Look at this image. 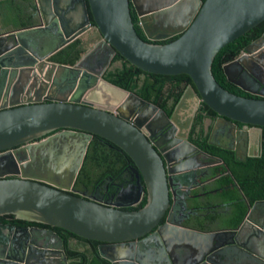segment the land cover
<instances>
[{"label":"water","instance_id":"obj_1","mask_svg":"<svg viewBox=\"0 0 264 264\" xmlns=\"http://www.w3.org/2000/svg\"><path fill=\"white\" fill-rule=\"evenodd\" d=\"M33 3L32 24L0 29V217L45 226L0 223V264H68L54 227L99 241V255L112 264H264V200L246 201V213L236 227H222L219 220L203 221L207 229L190 226L189 218L178 215L190 198L185 199V190L195 165H188L180 147L194 146L182 140L158 153L131 117L139 110L136 106H103L86 96L104 86L125 93L124 103L133 97L165 116L105 80L108 61L96 69L105 51L108 58L118 53L147 73L186 74L221 120L235 128V122L244 125L237 131L241 138L260 134L264 97L231 93L215 80L211 68L224 46L264 20V0ZM131 6L148 40L179 36L168 43L144 41L134 28ZM159 24L158 32L151 33ZM74 40L84 48L75 63L51 60ZM222 70L227 81L247 93H254L253 84L264 90L258 75L264 73V32ZM93 135L114 143L134 163L136 196L142 192L141 181L146 191L140 209L122 210L117 202L107 206L72 193ZM11 175L16 177H7ZM168 211L175 216L162 223ZM246 225L250 233H245Z\"/></svg>","mask_w":264,"mask_h":264},{"label":"flooded vegetation","instance_id":"obj_2","mask_svg":"<svg viewBox=\"0 0 264 264\" xmlns=\"http://www.w3.org/2000/svg\"><path fill=\"white\" fill-rule=\"evenodd\" d=\"M138 24L140 25L139 20ZM160 25L161 24L155 25V27L151 29L150 32H158V28H160ZM12 27L13 26L11 25L3 26L0 22V29L4 31L9 30ZM142 32L145 35L143 29ZM159 35L160 34L158 33L157 36ZM240 52L235 57L239 56ZM115 54L108 58L109 54L107 51H105L104 56H99V63H97L96 69L98 71L102 70L107 61L108 65L105 71L103 72V75L107 70H111L110 67L114 65V63L118 62V65H115L114 68L119 67L121 65V62L119 60L113 59ZM261 73L262 74L258 73V75L260 77V80L264 83V73ZM176 82L178 83L175 84ZM173 84H175V87L172 88ZM249 86L251 88V91L254 92L249 94L253 96H258L260 98L264 97V90L256 89L257 84ZM171 88L173 89V96L169 100L167 108L169 109L170 107H172L173 104L174 106L170 113H168L167 108H162L160 105H158V103H153L150 100L144 99L134 91L125 90L128 92H132L134 95L142 98L147 103L153 104L158 109L162 110L165 116L157 112L156 110L153 111L151 107L147 106V104H137L136 100L133 97H130L129 99H127L128 102L124 103L126 101L127 95L122 92L114 93L111 90L108 92L105 91V89L101 88L96 91L92 90L90 92H86V96L89 97V99L94 100L95 102L100 103L103 106H108L110 104L112 105L113 103H115L114 106L120 104H125L124 106L128 107L136 106V109L139 110H135L131 117H133L139 129L147 137H150L152 139V141L150 142L154 144L153 146L158 153H160L161 150H164L165 152L170 151L172 149L171 147L177 145L182 140H187L194 146L193 148L190 146L180 147L181 151L185 152L186 154L185 156L187 157L188 165H195V168H192L193 170H195V172H192V174L190 175L187 184L188 186L185 190V199L187 197L190 198L186 200V208L184 207V210H182V212L178 215V218H189L188 224L190 226L200 228V225L202 223L203 226H205V221L203 222V220H205L206 218H212L209 217V215L211 214L217 215L213 218H223L232 214L233 205L236 200H228L227 198L225 199L219 194H223V192L233 188H236L239 192L241 191L240 187L234 181V178L231 176L229 170H218V166L222 164V160L219 158L221 160V162L219 163L216 162V160L211 159L210 157H218L210 154V152H208V150L203 147L201 142L204 141L203 139H205L206 144L218 146L225 149L231 148L228 150L233 151L234 155L235 150H237V156L240 160H246L247 158L251 157H260L262 156L264 149V127H262L260 134L253 133L252 137L249 136L248 140H246V138L244 139V135L243 138H241V136L238 135L237 131L242 129L244 125L235 122V128L225 123L224 120H221L217 114L215 115L212 113H208L205 109V103H203L202 100L199 98L196 89L191 84L187 83V81H178L175 79L171 82H167L165 84V91L167 92L171 90ZM194 92L197 93L199 99L194 96ZM177 95L178 98L176 99L175 97ZM115 97H117L118 99L116 100ZM125 111L127 112L128 110L125 109ZM149 113L151 116L150 118L147 117ZM250 127L251 126H249V128ZM94 136L95 135H93V137ZM110 143L108 145L116 149V152L123 156L125 154L126 157H129L126 152H124L114 143ZM133 165H129L128 168H124L120 180H109L106 183L102 184V186L99 185L90 190L84 189L81 191H76L73 186L72 192L84 194L86 198L107 206H116L115 204L117 202L119 204L117 207L122 210H130L131 208H136L137 206H140L144 199L146 202V191L141 181L142 192L140 193V196L139 194L137 195L139 196V198H136V194L138 191L136 184L138 183V181L136 174L131 169V166ZM226 176L230 177L233 182H224L222 179ZM7 177L16 176L11 175ZM240 195L241 198L239 200H243L245 201V203L246 201L250 202L244 197L242 192H240ZM118 197L120 198V200ZM261 200H264V198H257L250 203H254L256 201ZM128 201H133V203L130 205L124 204ZM144 204L141 207H143ZM194 211H196L195 215L193 213ZM174 216L175 215L173 212L169 214L168 211V214L163 217L164 221H162V223L165 222V218H174ZM0 223L4 222L0 221ZM5 224L14 225L10 223ZM15 226L30 227L34 225Z\"/></svg>","mask_w":264,"mask_h":264},{"label":"trees","instance_id":"obj_3","mask_svg":"<svg viewBox=\"0 0 264 264\" xmlns=\"http://www.w3.org/2000/svg\"><path fill=\"white\" fill-rule=\"evenodd\" d=\"M204 2V0H202ZM28 7V12L24 13L22 5ZM34 9L33 0H0V22L3 26L11 25L13 27H23L32 24V14ZM131 18L133 21L134 28L138 35L148 42L154 43H168L175 40L178 35L170 37L164 40L150 41L142 32L141 26L138 24V18L134 8L130 7ZM24 20H23V19ZM19 25V26H18ZM264 32V20L259 24L251 28L243 35L236 38L231 43L224 46L214 57L212 63V74L215 80L226 90L230 91L239 96L260 98L253 96L239 87L235 86L231 82L227 81L222 66L224 63L230 61L239 54L247 44L257 39ZM84 52L80 40H74L70 44L66 45L58 52L51 56V60L58 63L73 64L75 63ZM114 60H119L121 65L111 70H107L103 78L113 85L120 87L124 90L134 91L144 99L150 100L153 103H158L162 108L166 109L169 100L173 96L172 85L171 90L165 91V84L172 80L182 81L185 80L187 83L193 86V83L189 76L186 74L180 75H161L147 73L139 68L129 64L125 61L118 53L115 54ZM194 87V86H193ZM178 98V95L175 97ZM174 104L168 110L170 113L173 109ZM205 109L208 113L215 114L206 104ZM200 119V118H199ZM202 145L205 147L210 154L220 158L222 164L218 166V170H229L234 181L240 187L244 197L253 202L257 198H264V149L262 156L251 157L246 160H240L236 158L233 151L221 148L218 146H212L206 144L203 139ZM110 142L94 136L90 141L82 166L78 172L74 183V189L81 191L84 189H93L97 186H102L109 180H120L123 174L124 168H128L129 165H133V162L126 157L124 154L121 155L116 152V149L110 147ZM111 144V143H110ZM134 166V165H133ZM226 179V180H225ZM224 182L232 183V179L228 176L222 179ZM240 192L236 189H230L223 194H219L223 198L228 200H236L233 205L232 214L223 218H213L216 214H211L203 221L214 222L220 221L222 227H236L246 213V203L241 198ZM74 195H79L77 192H72ZM145 203V199L136 208L130 210H137ZM10 219V220H8ZM0 221L4 223H10L14 225H39L33 222H26L15 219L11 215L0 217ZM164 221V218L163 220ZM200 228L207 229V226L200 225ZM53 230L61 237L64 246V253L67 259H70L68 264H112L108 259L101 257L98 252L99 241L93 239L82 238L70 231L62 228L54 227ZM72 241H76L77 245L72 246Z\"/></svg>","mask_w":264,"mask_h":264},{"label":"crops","instance_id":"obj_4","mask_svg":"<svg viewBox=\"0 0 264 264\" xmlns=\"http://www.w3.org/2000/svg\"><path fill=\"white\" fill-rule=\"evenodd\" d=\"M22 9H23V12L24 13H27L28 12V7H25V3H24V5H22ZM23 19V18H22ZM24 20V19H23ZM19 26V25H18ZM28 26V25H27ZM24 27V26H23ZM15 28H18V27H15ZM102 89H105V91H110L108 88H105L104 86H102L101 87ZM246 227H247V230H245V233H250V226L249 225H246ZM245 233H244V235H245ZM77 245V242L76 241H72V246H76ZM59 259H61V258H59ZM247 264H252V263H250V262H248Z\"/></svg>","mask_w":264,"mask_h":264},{"label":"rangeland","instance_id":"obj_5","mask_svg":"<svg viewBox=\"0 0 264 264\" xmlns=\"http://www.w3.org/2000/svg\"><path fill=\"white\" fill-rule=\"evenodd\" d=\"M115 65H118V62L114 63V65H112L110 68H111V69L114 68Z\"/></svg>","mask_w":264,"mask_h":264},{"label":"bare ground","instance_id":"obj_6","mask_svg":"<svg viewBox=\"0 0 264 264\" xmlns=\"http://www.w3.org/2000/svg\"><path fill=\"white\" fill-rule=\"evenodd\" d=\"M99 138V137H98Z\"/></svg>","mask_w":264,"mask_h":264}]
</instances>
